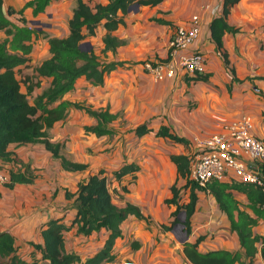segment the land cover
Returning a JSON list of instances; mask_svg holds the SVG:
<instances>
[{"label": "crops", "instance_id": "0c3cea01", "mask_svg": "<svg viewBox=\"0 0 264 264\" xmlns=\"http://www.w3.org/2000/svg\"><path fill=\"white\" fill-rule=\"evenodd\" d=\"M23 2L2 0L4 7L14 10L20 9ZM87 2L92 5L105 0ZM220 2L160 0L154 5H134L110 32L122 40L114 50H101L104 32L101 23L80 41L79 46L91 49L100 62L117 60L122 64L106 72L102 84L91 85L83 76L77 77L62 99L94 110L106 108L117 116L107 123L112 133L95 135L84 131V126L93 124L94 119L82 108L69 107L44 136L8 145L9 159L0 158V169L32 174L29 182L0 183V230L13 236L19 256L28 260L32 253L36 254L32 243L41 242L39 228L49 217H61L64 223H69L74 215L73 196L66 197L65 193L74 192L79 180L99 170L110 178L112 171L126 162L135 163L138 169L132 177L125 174L119 182L112 180V200L118 206L125 203L136 206L143 218L128 214L123 219L119 225L121 233L112 246L114 258L101 264H192L184 256L181 243L197 236H201L197 244L200 251L242 250L226 214L208 190L196 191L188 233L178 221L169 228L162 226L169 225L173 218L174 207L164 200L170 195L169 186L182 183L169 155L188 154L192 150L189 142L192 135H208L222 123L248 115L252 133L264 139V0H238L230 6L226 22L237 30L224 32L221 37L227 65L208 30V22L219 12ZM74 4L75 0H50L44 12L36 16H31L28 9L24 12L36 34L30 39L32 49L27 60L14 70L17 78H20L17 71L28 78L20 83L22 91L24 84L37 82L27 95L29 101L49 82L48 77L35 76L34 70L49 56L46 37L67 33V20ZM215 6L218 8L213 11ZM193 14L200 19V30L190 48L204 53L207 77L198 79L177 71L172 77L153 79L142 63L166 59L168 37ZM31 20L39 23L33 24ZM3 35L0 30V38ZM141 123L148 130L137 135L133 128ZM160 124L169 126L187 142L156 135ZM45 139L57 143L58 153L65 159L83 163L84 168L63 169L58 158L44 147ZM183 196H187V190ZM252 232L264 233L263 219L257 220ZM105 236L103 228L83 235L72 225L63 235L64 247L83 260L101 246ZM252 264H264V256L256 251Z\"/></svg>", "mask_w": 264, "mask_h": 264}, {"label": "trees", "instance_id": "16d2710c", "mask_svg": "<svg viewBox=\"0 0 264 264\" xmlns=\"http://www.w3.org/2000/svg\"><path fill=\"white\" fill-rule=\"evenodd\" d=\"M20 9L14 10L10 6L4 7L0 0V158L9 159L8 145L31 142L46 134L55 121L63 118L69 107L82 108L93 119L94 123L85 125L84 131L95 135L110 134L112 129L107 126L117 116L106 108L90 109L78 103L62 99V95L73 87L77 77L83 76L91 85L102 84L104 74L122 64V61L111 60L100 62L98 56L91 50L82 49L80 41L93 33V28L101 23L104 32L101 36L103 47L114 50L122 44V40L111 34L122 22V15L133 3L138 5H154L160 0H105L104 3L94 2L90 5L87 0H75L71 9V16L67 20L68 31L63 36H47L49 56L43 58L35 67V76L49 78L48 85L29 101L32 86L37 82H28L25 91L21 90L20 79L16 77L15 66L27 60V54L32 46L30 39L36 34V29L24 17L28 9L31 16L44 12L50 0H23ZM238 0H221L220 10L213 14L208 22L209 36L220 53L225 65L228 64L226 52L222 48L221 37L224 32H235L236 27L226 22V15L230 6ZM85 31H84V30ZM207 72L192 75L193 78L205 79ZM28 78L22 79L23 83ZM148 130L145 123L136 125L133 132L137 135ZM155 134L166 136L171 140L187 142L183 137L176 135L165 124H160ZM43 145L52 156L58 158L60 166L65 170L84 168L85 164L72 162L58 153L59 145L47 139ZM170 159L176 167V175L182 179L181 184L172 183L169 186L170 195L165 202L173 205L172 219L169 228L177 222V214L183 212V229L189 232V218L194 211L197 190H208L218 208L222 210L229 221L230 229L238 238L242 250L214 248L200 251L197 244L201 236L193 240H184L181 249L186 259L192 264H252L256 251L264 256V233L259 235L252 232V226L258 219L264 220V210L260 207L263 199L262 189L250 182L238 180H208L204 186L189 179L188 154H170ZM27 168V167H25ZM138 165L131 162L121 164L112 171L110 178L102 174L101 170L88 174L79 180L74 192H66V197L73 196L72 205L74 215L69 223H64L61 217H49L39 228L40 243H32L36 254L32 253L28 260L18 255L13 236L0 230V264H101L114 258L112 246L120 235L119 225L128 214L143 218L138 208L130 203L118 206L113 202L111 191L112 180L117 182L125 174L133 176ZM264 174V167L262 169ZM129 176V178H130ZM32 174L29 172L8 171V182H29ZM125 190V188H124ZM187 190V196L183 192ZM239 196H242L240 198ZM72 225L76 231L87 235L92 231L103 228L106 236L92 254L83 260L74 251L64 247L63 235ZM258 243V247L257 244ZM133 244V243H132ZM126 264H130L127 262Z\"/></svg>", "mask_w": 264, "mask_h": 264}, {"label": "built area", "instance_id": "2783aa9c", "mask_svg": "<svg viewBox=\"0 0 264 264\" xmlns=\"http://www.w3.org/2000/svg\"><path fill=\"white\" fill-rule=\"evenodd\" d=\"M217 6L213 11L217 10ZM200 19L193 14L186 24L177 25L167 39V57L160 61H144L153 79L172 77L177 71L190 76L204 71V53L191 49L197 38ZM248 115L224 122L208 135H192V150L188 153L189 179L204 186L210 179L238 180L258 185L263 191L260 207L264 210V139L252 133ZM8 180V173L0 169V183Z\"/></svg>", "mask_w": 264, "mask_h": 264}, {"label": "water", "instance_id": "95a60500", "mask_svg": "<svg viewBox=\"0 0 264 264\" xmlns=\"http://www.w3.org/2000/svg\"><path fill=\"white\" fill-rule=\"evenodd\" d=\"M134 5H138L137 3H133L132 5H130L127 9H129L131 6H134ZM31 22L33 23V24H38L39 23V21L38 20H31ZM183 212H180V213H178L177 214V219H178V224L180 225V226H182V221H183Z\"/></svg>", "mask_w": 264, "mask_h": 264}, {"label": "rangeland", "instance_id": "374dc122", "mask_svg": "<svg viewBox=\"0 0 264 264\" xmlns=\"http://www.w3.org/2000/svg\"><path fill=\"white\" fill-rule=\"evenodd\" d=\"M17 73H18V77H20V78H18V79H20V82H21V84H23V81H22V79H24V78H26V77H22V76H20V73H19V71H17Z\"/></svg>", "mask_w": 264, "mask_h": 264}]
</instances>
